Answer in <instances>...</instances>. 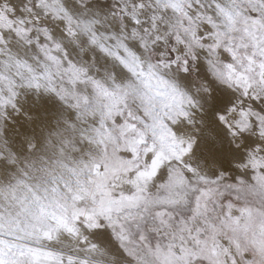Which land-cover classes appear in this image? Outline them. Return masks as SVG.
<instances>
[{
    "label": "snow or ice",
    "instance_id": "1",
    "mask_svg": "<svg viewBox=\"0 0 264 264\" xmlns=\"http://www.w3.org/2000/svg\"><path fill=\"white\" fill-rule=\"evenodd\" d=\"M0 264H264V0H0Z\"/></svg>",
    "mask_w": 264,
    "mask_h": 264
}]
</instances>
